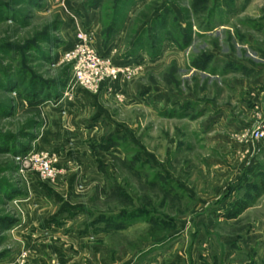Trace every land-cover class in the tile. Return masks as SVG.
Instances as JSON below:
<instances>
[{
    "label": "rangeland",
    "instance_id": "374dc122",
    "mask_svg": "<svg viewBox=\"0 0 264 264\" xmlns=\"http://www.w3.org/2000/svg\"><path fill=\"white\" fill-rule=\"evenodd\" d=\"M140 1L0 0V260L11 262L23 247L17 231L30 220L53 217L51 223L65 220L57 225L67 223L68 234L106 244L110 255L136 254L145 240L175 236L179 249L187 242L189 252L195 246L208 253L209 264H264V143L246 136L248 129L230 131L227 141L222 132H208L221 106L232 108L227 123L241 115L247 128L264 121V0H148L119 53L101 55L116 65L131 56L135 63L118 64L130 68L120 78L131 81L138 97L149 94L148 101L163 87L183 100L187 116L179 118V107L174 118L158 122L150 112L129 111L117 92L102 103L113 123L98 117L103 130L87 142L60 129L68 110L75 117V104L65 102L79 86L68 54L79 33L90 34L93 48L96 42L82 25V8L100 10L107 48ZM159 9L149 22L153 32L136 36L141 21ZM163 47L165 60L151 65ZM238 80L244 85L236 87ZM54 112L63 120L56 122ZM123 124L132 132H115ZM34 154L53 158L62 176L44 178L30 164ZM245 200L250 207L238 218L224 217Z\"/></svg>",
    "mask_w": 264,
    "mask_h": 264
},
{
    "label": "crops",
    "instance_id": "0c3cea01",
    "mask_svg": "<svg viewBox=\"0 0 264 264\" xmlns=\"http://www.w3.org/2000/svg\"><path fill=\"white\" fill-rule=\"evenodd\" d=\"M148 0H141L140 4L137 3L138 6L129 8L128 12L125 17L123 18L122 23H120V27L117 30V33L115 36L116 39L114 40L112 45H109V47L104 48L102 45V34H101V28H100V10H94V9H87L82 8L83 15H81L82 18V25L86 24L89 25V27L92 30V35L95 38L94 48L101 54H117L119 53L121 47V41L123 40V36L127 35L132 20L134 18L135 13L137 12V9L141 5L147 4ZM172 10H174V7H171ZM161 9H159L158 13L153 14L150 18H144L140 24L139 27H137L139 30L136 32V36H140L142 32L145 35H150L153 32V25L149 23L153 18L159 17L161 15ZM119 22V17H116V20L114 19L115 25ZM119 26V24H117ZM82 31L81 28L77 30V32ZM158 32V29L156 30ZM155 31V32H156ZM156 32V33H157ZM120 37V39L118 38ZM163 47L161 49L160 55L158 56L157 60L154 61L153 64L158 63V61L163 62L165 59L164 49ZM143 51V50H141ZM111 57V56H110ZM113 57V56H112ZM132 57L129 56L127 59L119 60L117 65H129L128 63H135L133 60H131ZM161 59V60H158ZM166 62V61H165ZM147 64V60L145 61ZM151 63V62H149ZM160 63V62H159ZM143 67L144 65L141 64ZM244 85V81L238 80L235 83L236 87H239L238 84ZM248 84V83H247ZM76 86V84H74ZM249 85V84H248ZM146 89L144 90L145 93L147 92ZM121 93L123 96L126 97V102H130L127 108H130L132 110L129 111H137V110H144L145 115L144 117H148L147 113L150 112V115L152 118L154 117L156 121H164V119L167 118H174V114H176V111L182 108V116L179 118H185L187 116V108L182 103L183 100L179 99L177 96L173 95V93H169V91L164 90L163 87H156V91L151 94V98L148 101L147 96H141L139 97L136 95V90H133L131 81H127L124 78H119V80L110 81L103 85V88L100 90L99 93L94 94L88 90H86L84 87H76V93L73 97L68 98V100L65 103H68L71 107V104H75V117L72 116L70 111L68 110L65 115V117H68L65 120V123L61 125L60 129L63 132H66L67 134H75L76 136H79V139H82V142H87L90 138L89 135H93L94 133L99 132L100 130H103V119L106 118L108 123H113L109 118H107L110 113L107 111L108 108L102 105V103H105L106 98L109 97V95H115L116 93ZM149 93V92H148ZM253 95V101L259 103V93H254ZM141 99V100H140ZM197 104H201V100L196 102ZM187 105V104H186ZM201 106V105H200ZM69 107V108H70ZM242 109L244 111V106L242 104ZM126 108V109H127ZM203 109V108H201ZM232 108L221 106L219 108V111L216 112V114L213 116L212 122L210 120V126H209V133L211 132H222L224 137H220L222 141H227V138L230 139L228 136V133L234 132V133H242L245 131V129H249L251 127L247 128V125L249 122L246 120L244 121V115L241 117L239 116L238 119L235 120L234 123L228 122V117H231L232 112L230 111ZM139 110V111H140ZM53 111V110H52ZM202 111V110H200ZM130 113V112H129ZM132 113V112H131ZM130 113V114H131ZM248 113V112H247ZM60 115V116H59ZM55 121L62 117L61 114H57L54 112ZM104 116V118L99 119L98 117ZM135 116V115H134ZM232 119V118H230ZM213 125L211 126V124ZM120 128L117 129L115 132L119 131H127L132 132V126L131 125H121ZM220 128V129H219ZM218 129V130H217ZM114 132V133H115ZM113 133V134H114ZM94 138V137H93ZM95 139V138H94ZM232 139V138H231ZM84 144V143H83ZM231 144L238 145L240 149L242 150L244 148L243 144L238 141H234ZM256 147V146H255ZM254 147V148H255ZM85 149V147H84ZM254 150V149H252ZM243 152V151H242ZM68 161H76L79 160L81 163V159L77 156L69 157L67 158ZM256 160V159H255ZM238 161H242V159L239 157ZM71 162V163H72ZM255 162V161H254ZM253 162V163H254ZM239 163V162H238ZM241 165V163L239 164ZM240 175V174H239ZM62 175H59L60 177ZM56 178L57 180L59 178ZM90 178V177H89ZM241 178V175L240 177ZM103 177L101 178V175H96V180L101 181ZM238 180V179H237ZM264 194V193H263ZM66 209V208H65ZM55 217V216H54ZM53 218V217H52ZM51 219V221H53ZM56 218V217H55ZM41 219L36 220H30L28 226L21 228L19 231H17V234H23L24 237H21L23 247L19 250L17 254H15L11 262L13 264H209L207 261L210 258V255L201 254V252L196 251L195 246L190 248V252L187 250V247L184 242L183 247L179 249V243L178 242H172L175 236H169L166 238H160V239H153V240H145L143 247H141V251L136 254H131L129 251H124V253H121L119 255H110L108 253V248L105 246L106 244L96 245L92 242L93 238L91 239L88 235H78L75 233L68 234L65 230L67 226V223L63 227L62 225H57L58 223H64L65 220H60L57 223H51V221H42ZM51 223V225L49 224ZM49 224V225H47ZM132 226L128 227L127 225L123 226V230H129L130 228L134 227L135 224H131ZM58 226V227H57ZM41 227H45L43 230ZM178 235V234H174ZM100 237V236H98ZM177 237V236H176ZM101 238H97V240H100ZM104 239V238H103ZM178 240V238H175ZM184 239V238H183ZM95 240V239H94ZM151 241L154 242V245H152ZM155 241H160V243H156ZM185 241V239H184ZM93 246H90V245ZM98 244V243H97ZM189 248V247H188ZM23 254H25V257H23ZM110 255V256H109ZM167 255L169 257L167 258ZM224 262H227L226 259L228 258V255L225 254L223 256ZM23 262V263H21Z\"/></svg>",
    "mask_w": 264,
    "mask_h": 264
},
{
    "label": "built area",
    "instance_id": "2783aa9c",
    "mask_svg": "<svg viewBox=\"0 0 264 264\" xmlns=\"http://www.w3.org/2000/svg\"><path fill=\"white\" fill-rule=\"evenodd\" d=\"M78 41L68 54L69 61L73 64V82L86 90L98 93L103 85L122 77L129 67L116 65L111 57L103 56L96 52L91 44L88 32L79 33ZM250 133V134H248ZM255 142L264 143V121L246 131ZM54 159L45 154H34L30 158V164L40 172L44 178L53 179L59 175L55 168ZM25 257V254H23ZM23 263V262H22ZM0 264H13L2 261Z\"/></svg>",
    "mask_w": 264,
    "mask_h": 264
},
{
    "label": "trees",
    "instance_id": "16d2710c",
    "mask_svg": "<svg viewBox=\"0 0 264 264\" xmlns=\"http://www.w3.org/2000/svg\"><path fill=\"white\" fill-rule=\"evenodd\" d=\"M117 17V16H116ZM116 17L114 18L116 20ZM115 25V23L113 24ZM111 34L109 33V35H106L105 36V39L107 41L111 40L112 38V35H113V30L111 29ZM261 190L263 191L264 193V189L261 188ZM250 207V203H248L247 200L245 201H237L236 203H234L233 205V209L229 210L227 213L224 214V217L228 220H232V219H235V218H238L239 215H241L244 211H246L248 208ZM9 225V222H6V224L4 226H7ZM1 253H0V258H1ZM3 260H0V262H2Z\"/></svg>",
    "mask_w": 264,
    "mask_h": 264
}]
</instances>
